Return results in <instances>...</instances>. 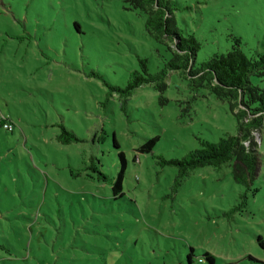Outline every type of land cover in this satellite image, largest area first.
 I'll return each instance as SVG.
<instances>
[{"label":"rangeland","instance_id":"rangeland-1","mask_svg":"<svg viewBox=\"0 0 264 264\" xmlns=\"http://www.w3.org/2000/svg\"><path fill=\"white\" fill-rule=\"evenodd\" d=\"M170 1L177 26L201 43L195 67L235 38L247 56L264 54V0ZM129 7L0 0V121L13 125L0 126V264H210L206 253L214 264H264V126L249 129L260 153L249 188L232 161L177 185L163 158L238 135V110L182 70L167 73L162 92L152 83L127 98L111 91L139 58L155 73L172 57ZM250 82L264 88V76ZM61 125L80 141H59ZM120 151L127 168L115 195Z\"/></svg>","mask_w":264,"mask_h":264},{"label":"trees","instance_id":"trees-1","mask_svg":"<svg viewBox=\"0 0 264 264\" xmlns=\"http://www.w3.org/2000/svg\"><path fill=\"white\" fill-rule=\"evenodd\" d=\"M133 10L146 16L145 28L148 33L159 41L166 42L172 52V57L166 62L164 68L151 73L148 68L147 58H139L141 69L130 73L124 87H113L111 91L118 92L122 97H129L133 91L145 84H154L161 92L165 89L167 73L172 70H182L200 85L209 88L219 99L229 101L239 125L238 135H226L218 141L200 139V147L188 152L181 158L166 160L164 164L177 166L178 177L176 184L184 178L190 170L202 166L219 167L232 161L233 176L239 183L249 188L257 176L260 166V153L252 141L249 129H260L264 126V88L250 82L252 74L264 76V54L259 59L247 56L240 48V39L235 38L236 44L226 53H215L208 60L195 67L196 56L201 48V43L192 33H183L177 26L174 16V7L170 0H123ZM126 101H123L122 106ZM247 120L246 129L243 130L242 121ZM11 124L6 119L0 121V126L8 131H13L5 126ZM61 132L57 138L64 143L80 141V138L71 130L61 125ZM241 134V135H240ZM158 137H153L143 143L138 151L148 153L157 142ZM245 141H250L246 146ZM116 146L118 142L114 140ZM122 164L112 185L115 195L123 194V179L127 168V159L123 151L119 152ZM259 243L264 246V240L259 237ZM193 252L189 254L192 261ZM210 264L214 258L206 253ZM202 258L199 259L201 261Z\"/></svg>","mask_w":264,"mask_h":264},{"label":"built area","instance_id":"built-area-1","mask_svg":"<svg viewBox=\"0 0 264 264\" xmlns=\"http://www.w3.org/2000/svg\"><path fill=\"white\" fill-rule=\"evenodd\" d=\"M5 126L11 129V124H5Z\"/></svg>","mask_w":264,"mask_h":264}]
</instances>
